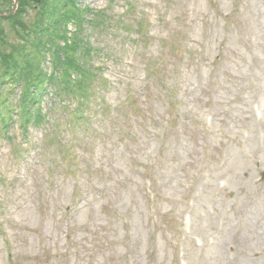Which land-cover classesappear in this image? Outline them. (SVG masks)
Instances as JSON below:
<instances>
[{
    "label": "rangeland",
    "instance_id": "obj_1",
    "mask_svg": "<svg viewBox=\"0 0 264 264\" xmlns=\"http://www.w3.org/2000/svg\"><path fill=\"white\" fill-rule=\"evenodd\" d=\"M77 1L68 100L49 69L74 27L0 20V59L43 81L0 69V264H264V0Z\"/></svg>",
    "mask_w": 264,
    "mask_h": 264
},
{
    "label": "trees",
    "instance_id": "obj_2",
    "mask_svg": "<svg viewBox=\"0 0 264 264\" xmlns=\"http://www.w3.org/2000/svg\"><path fill=\"white\" fill-rule=\"evenodd\" d=\"M18 11L15 15V18L18 17L21 13L26 14V10H28L31 6L33 7V12L35 13L34 16L36 17L35 25L39 24L38 18L41 17H49L54 18L52 29L54 27L58 28L57 32H51L48 33L50 37L55 36V40L59 39L62 40V38H66L65 34L67 36H70V38H66L67 40H64V46H56L55 49L52 50V53H54V56L56 58V62L53 64L55 66L56 71V81L55 86H59V97L64 96L67 100L74 97L73 91L76 89H81L83 86L89 82V79L91 78L88 74L90 68H87L84 70L82 63L77 60V58L80 57V55L84 56V53H86V44L84 46V38L83 33L85 32V21L83 13H87L88 9L82 10V8L79 6L77 0H62L59 2V0H18ZM12 6V0H0V10L9 11ZM101 23L103 26L106 25V22L108 20V17L106 15L102 14L100 16ZM13 19V18H12ZM12 19H10L8 22L12 23ZM72 25L75 29V32L71 30V33H63L60 29L65 26ZM12 26H17V23H12ZM71 26V27H72ZM38 27V26H37ZM21 30L24 29V26L19 27ZM26 29V28H25ZM26 37H29V33H31L32 29L27 28ZM47 30V29H46ZM34 39L33 44H30V47L34 46V41L36 42L35 46L40 47V45L37 46V43L41 40L39 39V31L35 29L33 31ZM38 35V36H37ZM26 37L19 36L17 38L21 39V43L28 44L29 40L26 39ZM64 38V39H65ZM24 41V42H23ZM4 42V41H3ZM12 47V46H11ZM12 50V49H11ZM32 51V49H31ZM80 54V55H79ZM10 55V54H9ZM77 56V58H76ZM22 60L17 62V59L12 58H3L0 59V69L3 71V75L7 76L8 79H10V82L12 85L21 83L22 77L24 76V79L27 82V80H30V86L34 87L37 85V87L40 88L39 93L42 92L43 88V81L40 79V83L37 82V75H35L36 71H40V67L38 66V63H33V58L30 55H22ZM32 61H31V59ZM3 61V63H2ZM20 71L22 73L27 72V75H17L16 73ZM30 73L32 74L33 80L29 79ZM37 73V72H36ZM40 78V74L37 73ZM22 76V77H21ZM38 78V79H39ZM36 79V80H35ZM39 84V86H38ZM79 84V85H77ZM42 87V88H41ZM33 89L36 90L34 87ZM73 90V91H72ZM37 99L34 98V94L25 93L24 96H22L21 105H22V112L26 113L25 118L32 119L34 116H30L31 113L28 112L25 104L28 103H35ZM76 105L79 103L78 98L74 101ZM39 113L36 116V119L38 118Z\"/></svg>",
    "mask_w": 264,
    "mask_h": 264
},
{
    "label": "water",
    "instance_id": "obj_3",
    "mask_svg": "<svg viewBox=\"0 0 264 264\" xmlns=\"http://www.w3.org/2000/svg\"><path fill=\"white\" fill-rule=\"evenodd\" d=\"M15 4H16V0H15ZM15 7H16V6H14V8H13V10H12V13H10V14H8V15H4L3 13H0V16L10 17V16L13 14V12H14Z\"/></svg>",
    "mask_w": 264,
    "mask_h": 264
}]
</instances>
